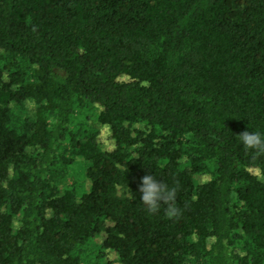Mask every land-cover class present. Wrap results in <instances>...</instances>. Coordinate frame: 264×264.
Here are the masks:
<instances>
[{
  "label": "trees",
  "instance_id": "obj_1",
  "mask_svg": "<svg viewBox=\"0 0 264 264\" xmlns=\"http://www.w3.org/2000/svg\"><path fill=\"white\" fill-rule=\"evenodd\" d=\"M244 130L264 133V0H0V264H264ZM145 174L180 215L146 211Z\"/></svg>",
  "mask_w": 264,
  "mask_h": 264
},
{
  "label": "clouds",
  "instance_id": "obj_2",
  "mask_svg": "<svg viewBox=\"0 0 264 264\" xmlns=\"http://www.w3.org/2000/svg\"><path fill=\"white\" fill-rule=\"evenodd\" d=\"M237 139L245 149L264 151V133L256 130H244L237 134ZM140 202L150 214L163 211L166 218L180 215L176 204L178 185L159 180L156 174H145L138 185Z\"/></svg>",
  "mask_w": 264,
  "mask_h": 264
},
{
  "label": "rangeland",
  "instance_id": "obj_3",
  "mask_svg": "<svg viewBox=\"0 0 264 264\" xmlns=\"http://www.w3.org/2000/svg\"><path fill=\"white\" fill-rule=\"evenodd\" d=\"M29 103L30 102H27L25 104L26 105L25 107L28 108L27 112L29 114H32L33 107ZM92 125L97 126L96 123H93ZM99 141L104 142L105 143L104 146L107 147L108 149H111L113 145L112 140L109 138V129L105 126H103L102 130L100 131ZM85 165H86L85 161H83L81 158L75 159V163L71 165V169L69 175L66 177V181L71 182L73 179L76 178L78 179V177H80L84 173ZM108 259L112 261V264H119L117 262L116 255L111 252L108 253Z\"/></svg>",
  "mask_w": 264,
  "mask_h": 264
}]
</instances>
